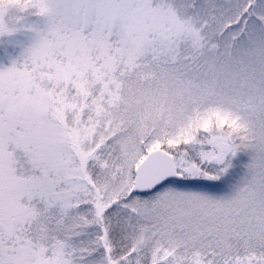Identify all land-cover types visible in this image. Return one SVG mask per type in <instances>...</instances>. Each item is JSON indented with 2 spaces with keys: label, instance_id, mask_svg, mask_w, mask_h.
I'll list each match as a JSON object with an SVG mask.
<instances>
[{
  "label": "snow or ice",
  "instance_id": "snow-or-ice-1",
  "mask_svg": "<svg viewBox=\"0 0 264 264\" xmlns=\"http://www.w3.org/2000/svg\"><path fill=\"white\" fill-rule=\"evenodd\" d=\"M0 264H264V0H0Z\"/></svg>",
  "mask_w": 264,
  "mask_h": 264
}]
</instances>
